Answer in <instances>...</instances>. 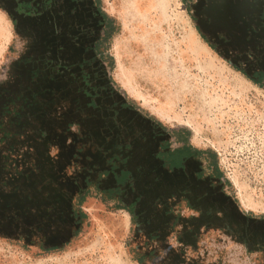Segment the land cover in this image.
I'll list each match as a JSON object with an SVG mask.
<instances>
[{
    "label": "rangeland",
    "instance_id": "obj_1",
    "mask_svg": "<svg viewBox=\"0 0 264 264\" xmlns=\"http://www.w3.org/2000/svg\"><path fill=\"white\" fill-rule=\"evenodd\" d=\"M17 1L0 0V264H264V85L203 35L199 0ZM37 142L55 158L14 156ZM180 146L189 172L156 155ZM121 169L132 187L110 194ZM213 180L238 214L200 213Z\"/></svg>",
    "mask_w": 264,
    "mask_h": 264
},
{
    "label": "flooded vegetation",
    "instance_id": "obj_2",
    "mask_svg": "<svg viewBox=\"0 0 264 264\" xmlns=\"http://www.w3.org/2000/svg\"><path fill=\"white\" fill-rule=\"evenodd\" d=\"M17 2L27 3L25 0ZM29 5L30 9L22 8L17 13L26 16H37L41 13L32 4ZM199 8L196 19L208 30L203 35H206L204 36L211 45L219 54H227L226 59L231 65L249 70L250 79L264 85V0H199ZM189 158L184 159L182 168L172 169L189 172L191 164L195 162ZM187 180L194 182L192 179ZM212 182L210 185L203 183L202 190L196 191L202 203L199 207L200 213L204 215L207 210L217 207L226 218L238 214L234 206H231L230 197L223 193L220 183H215L214 180ZM237 219H243L242 223H245L246 218L237 215Z\"/></svg>",
    "mask_w": 264,
    "mask_h": 264
},
{
    "label": "trees",
    "instance_id": "obj_3",
    "mask_svg": "<svg viewBox=\"0 0 264 264\" xmlns=\"http://www.w3.org/2000/svg\"><path fill=\"white\" fill-rule=\"evenodd\" d=\"M22 8H28L30 9V5L28 3L24 4V3H19L17 4V12H20L19 9L22 10ZM256 82V81H255ZM124 107L126 106L123 105ZM179 131L175 132V135L178 133ZM156 155L159 158H162L165 155H169V160L171 161V168H182L183 167V161L186 157H189L191 155L190 151L187 148H184L183 146L177 147V149H172L171 151L168 152H157ZM114 179H115V184L114 186L110 187L108 189V193H116V194H121L125 188L126 185H129L130 187H132V174L129 170L127 169H121L119 170L118 173H114ZM123 209H125L131 216V218L135 217V201L124 205L122 207Z\"/></svg>",
    "mask_w": 264,
    "mask_h": 264
},
{
    "label": "crops",
    "instance_id": "obj_4",
    "mask_svg": "<svg viewBox=\"0 0 264 264\" xmlns=\"http://www.w3.org/2000/svg\"><path fill=\"white\" fill-rule=\"evenodd\" d=\"M23 130L26 133L28 129H23ZM27 143L26 144L25 143L24 144L20 143L19 145L18 144H14L15 146H13V148H18V150L14 151V156H16L15 152H20L23 149L22 151L26 150L28 152V154H23L26 157V160L31 158V157H33V154H34V156L36 158L40 159V157H43V160L45 159L46 161H49V159L52 160V159L55 158L54 155L51 152V149H49V147L43 148V146H39V147H41V149H40L38 147V142H37V143H35V146H34L33 149L31 147H29V149H28L26 147ZM40 145H42V144H40ZM0 151H2L1 147H0ZM57 155H58V153H57Z\"/></svg>",
    "mask_w": 264,
    "mask_h": 264
}]
</instances>
